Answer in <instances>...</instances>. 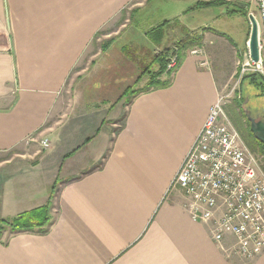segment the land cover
<instances>
[{"label": "crops", "instance_id": "obj_1", "mask_svg": "<svg viewBox=\"0 0 264 264\" xmlns=\"http://www.w3.org/2000/svg\"><path fill=\"white\" fill-rule=\"evenodd\" d=\"M152 1L0 0V220L48 203L51 216L46 234L5 232L0 264H264V250L225 253L172 186L218 98L214 56L185 52L170 86L109 110L143 87L142 54L120 40Z\"/></svg>", "mask_w": 264, "mask_h": 264}, {"label": "built area", "instance_id": "obj_2", "mask_svg": "<svg viewBox=\"0 0 264 264\" xmlns=\"http://www.w3.org/2000/svg\"><path fill=\"white\" fill-rule=\"evenodd\" d=\"M262 13L264 26V0ZM264 36V35H259ZM170 53L167 71L179 65V52ZM200 51L193 50L191 55ZM242 73L257 74L264 67V50L258 62L245 53ZM264 78V74H257ZM222 100L210 108L205 122L185 156L172 186L187 199L191 220L210 227L213 241L225 253L251 260L264 250V172L224 112ZM43 150L49 142L40 143ZM229 247H225L226 244Z\"/></svg>", "mask_w": 264, "mask_h": 264}, {"label": "rangeland", "instance_id": "obj_3", "mask_svg": "<svg viewBox=\"0 0 264 264\" xmlns=\"http://www.w3.org/2000/svg\"><path fill=\"white\" fill-rule=\"evenodd\" d=\"M215 1L228 3L219 6ZM200 3L207 4L204 7H200ZM193 6L194 12L190 11ZM181 8L189 11L184 17L180 18V20H182V25L179 24L178 20V22H176V19H172L173 21L170 23H165L163 26L164 37L158 46L154 44L152 41L154 35L151 34L150 31L152 29L150 30L149 26L152 25L157 28V25L162 24L163 21L176 16L178 10ZM257 9L258 7L256 6L255 0H187L176 2L154 0L149 4L146 11V13L151 14H149V18L131 19V21H133L128 24L130 25V28L122 35L123 37L120 42L128 43L125 51L127 54L131 56L135 54L138 55L139 51L142 54L143 62L145 63V66H147L146 70L143 71V74L140 77L141 80L142 78L145 79L142 83L144 88L148 84L152 75L158 71L157 56L160 53L168 49H170L169 54L176 53L175 43L180 39H187L190 41L193 37H199V44L186 48L185 52L190 53L193 50H198L200 51L198 56H207V58H209L208 61H211L213 56L215 57L213 59L214 61L211 62L212 67L214 66V68H216L215 77L218 90L217 100H222L221 102L225 114L227 112V107H231L233 101L238 99L243 102V107L245 108V111H247L245 114H250L253 118H255L257 114L264 116V91H262L263 89L260 90L255 87L254 84H251L249 78L246 77L247 73H242L241 70V65L243 63L242 59L248 51L247 43L251 30L249 17L253 16L258 21L259 16L257 14ZM244 13L246 15H244ZM138 16L141 17V15ZM124 17L126 18L128 15L125 13ZM110 28H107V30ZM135 31L137 33L142 32L141 35L139 34L140 37H138V34H133ZM144 33H149V35L146 37ZM87 59L88 58H84L82 63L87 61ZM81 68H84L83 64L81 65ZM74 75L75 74L73 73L71 78ZM166 78L167 76L162 75L158 79L164 81ZM257 80H259L257 81L258 86L263 87L260 79ZM138 83L140 82H136L132 91L140 88ZM69 86L70 80L67 83L65 90H68ZM94 89L95 88L92 84H86L85 79L78 84V91H80V94L83 97L81 102L82 107L89 109L93 106V103L91 102L97 101L96 95L98 92ZM130 92L131 91L125 93L119 99H110L111 109L109 106V110H111V112L117 110L116 105L118 101H121V105L122 103H125V101L130 100V97L132 96ZM99 101L101 100L99 99ZM237 132L241 137L238 130ZM37 147L40 149L41 145ZM247 148L251 151L248 146ZM34 149L37 150L35 146L28 144L27 150L30 154H32V151H35ZM252 153L257 157L259 166L263 171L264 158L257 151ZM40 155H42V151L40 152Z\"/></svg>", "mask_w": 264, "mask_h": 264}, {"label": "trees", "instance_id": "obj_4", "mask_svg": "<svg viewBox=\"0 0 264 264\" xmlns=\"http://www.w3.org/2000/svg\"><path fill=\"white\" fill-rule=\"evenodd\" d=\"M219 6L225 5L228 2H221V1H215ZM207 3H200V7H204ZM209 6V5H208ZM244 15H246L244 13ZM176 22H178L176 20ZM170 23V22H166ZM165 24V23H164ZM163 25L158 26L155 29H152L150 32L154 35V38L152 39L153 43L157 46L160 44L163 35ZM100 35V33H99ZM149 33L147 34V36ZM98 36V35H97ZM191 39V38H190ZM200 42L199 37H193L190 41L187 39L179 40L177 43H175V49L178 50L179 55V64L182 61L183 55L186 51V48H189L193 45H198ZM169 51L164 50L162 53H160L158 58V71L154 73L149 80L148 84L143 88L136 89L132 91V89H127L126 93H129L131 91V97H134L138 94L149 92L151 90H160L165 89L171 84V77L173 75V72L167 71V59L169 57ZM146 70V69H145ZM258 74V73H257ZM254 74V73H247L246 77L249 78L251 81V84H254L255 87L259 88L260 90L264 91V78L261 76ZM167 76V78L164 81H160L158 78L160 76ZM257 79H260L261 83L263 84V87H259ZM226 114L231 121V123L234 124L235 128L239 131L241 134L242 139L244 140V143L251 149L252 152L257 151L263 158H264V148L260 143H258L252 136L249 130V122L247 120L245 112V108L243 107V102L236 99L233 101L231 107H227ZM264 171V169H263ZM55 189V186L52 188V190ZM51 224V216H50V205L49 203L43 207L24 212L22 214H19L15 217L8 218L5 220H0V243L2 241V237L5 232L10 233H17V232H36L39 234H46L48 231V228Z\"/></svg>", "mask_w": 264, "mask_h": 264}, {"label": "water", "instance_id": "obj_5", "mask_svg": "<svg viewBox=\"0 0 264 264\" xmlns=\"http://www.w3.org/2000/svg\"><path fill=\"white\" fill-rule=\"evenodd\" d=\"M251 30L249 34V40L247 43V48L249 52L250 59L252 62H258L259 60V27L257 20L253 17H249ZM247 115V120L249 122V130L253 138L262 145L264 148V122L258 121L251 117L250 114Z\"/></svg>", "mask_w": 264, "mask_h": 264}, {"label": "bare ground", "instance_id": "obj_6", "mask_svg": "<svg viewBox=\"0 0 264 264\" xmlns=\"http://www.w3.org/2000/svg\"><path fill=\"white\" fill-rule=\"evenodd\" d=\"M256 6L258 7V13H262V2H256ZM258 27H259V35H264V26L263 25V17L259 16ZM259 50H264V36H259ZM258 74H264V67H257Z\"/></svg>", "mask_w": 264, "mask_h": 264}, {"label": "flooded vegetation", "instance_id": "obj_7", "mask_svg": "<svg viewBox=\"0 0 264 264\" xmlns=\"http://www.w3.org/2000/svg\"><path fill=\"white\" fill-rule=\"evenodd\" d=\"M255 119L258 120V121H262V122H264V116H263V115L257 114V115L255 116Z\"/></svg>", "mask_w": 264, "mask_h": 264}]
</instances>
